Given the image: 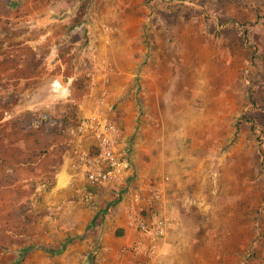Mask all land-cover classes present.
<instances>
[{"label": "rangeland", "instance_id": "obj_1", "mask_svg": "<svg viewBox=\"0 0 264 264\" xmlns=\"http://www.w3.org/2000/svg\"><path fill=\"white\" fill-rule=\"evenodd\" d=\"M58 1L73 30L68 51L52 55V40L35 54L14 47L15 28L34 21H13L6 14L28 15L42 1L0 0V82L1 75L11 78L14 72L39 75L37 108L71 109L70 137L91 146L95 135L76 132L84 112L100 101L107 120L122 130L128 114L132 131L125 142L131 144L133 176L127 186L96 189L91 202L83 198L88 185L80 186V177L63 195L51 197L55 175L43 174L50 163L39 168V188L28 187V150L6 149L0 156V264H86L93 252L96 264H127L111 257L110 249L101 251L104 242L116 244L121 230L131 234L125 218L132 199L149 204L153 186L141 189L145 174L133 156L139 152L149 162L160 153L152 144L171 145L182 177L171 201L182 230L160 264H264V0ZM60 60L63 69L44 65ZM113 67L123 74L113 73L106 82L104 74ZM56 75L73 82L70 101L51 98ZM113 83L121 85L119 92ZM23 103L0 93L6 129L0 144H27L28 114L3 117ZM87 229L90 235L60 254L26 251L37 245L58 250Z\"/></svg>", "mask_w": 264, "mask_h": 264}, {"label": "crops", "instance_id": "obj_2", "mask_svg": "<svg viewBox=\"0 0 264 264\" xmlns=\"http://www.w3.org/2000/svg\"><path fill=\"white\" fill-rule=\"evenodd\" d=\"M10 1V0H9ZM24 1V0H23ZM32 1V0H27ZM41 3H36L35 8L31 13L26 15L25 13L20 14H13L9 12V10H6V14L9 15L8 19H12L13 21H22L26 23H30L34 21L33 25H27L26 28L19 29L15 40L13 43L14 47L21 46L22 52L26 49H30L29 53L35 54L38 51L39 47H46L50 43L52 45V55H54L55 51L58 49L61 54L63 52H67L66 48L68 49L70 47V40L71 36L68 37V39L63 40V37H65L68 33V14H62L60 12V1L58 0H41ZM16 2V0H13V4ZM5 4L4 6H6ZM7 8V7H6ZM38 8V10H37ZM11 15V16H10ZM38 22L39 24H36ZM67 26V28H66ZM21 28V27H20ZM62 28H64L62 30ZM73 30V29H72ZM71 30V31H72ZM38 31L39 36H38ZM13 41V40H12ZM17 41V42H16ZM7 45V43H6ZM27 47V48H26ZM34 49V52H31V50ZM15 50V49H14ZM19 50V49H18ZM18 50H15L13 53H19ZM21 51V50H20ZM27 51V52H28ZM16 62L13 63L12 60V66L15 67ZM44 65H49L48 67H52V69H63L65 67V64L62 63L60 60L56 63V65L53 66L52 63L46 61ZM43 65V66H44ZM64 65V66H63ZM44 68V67H42ZM115 73V76H119L123 74L122 72ZM58 73V72H57ZM61 73V72H60ZM53 77L51 81V98L53 100H66L70 101L69 98L71 96V88H73V82H69V78L64 80V76H58ZM114 76V78H115ZM2 81L0 82L1 89L0 93L3 97V99H10L12 97L13 100H16L18 102H25L23 103V107L21 109L15 108L16 111L12 113V115H9L7 113L6 115L3 114V117H20L22 114H28L29 119H25V122L27 123L26 130L29 134L24 136V139L27 144H0V156H5V150L9 149H27L28 152L26 155H24V158L27 159L26 163L28 164L29 168V174H33V176L30 175V178L32 180L28 184V187H35L39 188V186H35L34 183L37 182L40 176V166L44 163L49 162V167L45 168V172L43 174H50L51 176H54L55 184L52 186L51 191L48 195L52 197V195H63L64 191L68 188V186L74 185L77 180H79L80 177V186L81 185H88L85 175L80 170V173H76L77 170L74 169L72 166L73 164V153H71V149L75 147H79L82 149L89 150L91 148V144L89 142H77L75 138L73 139L70 137V131H73V127L69 129V122L70 120L66 119V116L70 115L71 109L68 112V109L66 108L65 111L62 109H59L58 112L56 109V106H53L51 104H47L43 110L37 107H41L39 104L41 101L35 100V93H36V87L37 82L40 79V76L33 73L31 74H25L21 73L18 76L16 73H13V76L11 78H8L4 75H1ZM73 79V78H72ZM59 84V89L57 91H54L53 84L54 83ZM115 89H113L115 92H119L121 89V85L119 83H113ZM74 98H72V101ZM27 101V103H26ZM61 108V107H60ZM83 106L81 105V109ZM93 109L87 110L84 112V115H88L91 112H93ZM35 111V112H34ZM42 111V112H41ZM80 111V110H79ZM85 111V110H84ZM77 112V111H76ZM44 114V115H43ZM106 117V113L104 114ZM46 119L43 122V119ZM107 119V117H106ZM72 120V119H71ZM3 121V122H2ZM5 119L3 118L0 120V137L3 139L2 141L5 142L6 140V133L4 132L5 125H4ZM131 120L128 114H126L122 121L123 130L121 128V146L126 148L127 150H130L131 144L127 143V138L131 135ZM24 121H18V124H22ZM59 126V129L57 128ZM16 127V126H15ZM75 130V129H74ZM77 132V130H76ZM28 136V138H27ZM71 136L73 134L71 133ZM29 143V144H28ZM85 143V144H84ZM91 143V142H90ZM137 149H141V144H136ZM145 145V144H144ZM147 146V145H146ZM149 146V145H148ZM149 147H156L158 151V155L151 157L149 162L143 161V157L140 155V153H135L133 156L134 163L137 164V167L139 169V173L145 176L142 179H140V186L141 189H146L148 186H153L152 191L155 187H159L163 190L165 195V204L164 206L157 207V210H162L164 212H168L174 219L173 224L171 225L168 234L165 238L159 240L158 242V248L156 249L158 252V255L155 256V258L152 261V264H160L162 263V259H166L169 257L173 249L176 247V243L179 240V233H181V224H177L176 222V215L177 212L175 210L173 211V205L171 201H174L176 192L179 188L182 186V177L179 174V167L175 163V156L172 155L169 152V149L171 147L170 144H152ZM147 149V147H145ZM23 156V155H22ZM53 159V160H52ZM47 165V164H45ZM146 165V166H144ZM31 169V170H30ZM137 169V168H136ZM147 171V174L145 172ZM76 171V172H75ZM182 171V170H181ZM158 175L157 177L155 176ZM39 174V175H38ZM78 175V176H77ZM154 176V178H153ZM45 177V176H44ZM170 177L169 181H166L165 178ZM53 180V181H54ZM144 185H143V184ZM84 188V187H83ZM82 191V190H81ZM144 194V193H143ZM50 197V198H51ZM51 203V204H50ZM50 205H52V202H49ZM147 205V204H146ZM180 215V214H179ZM179 219L181 220V223H183V219L181 216H179ZM181 228V229H180ZM95 230V229H94ZM131 234L125 235V232L122 233L118 237L119 240H117L116 244H110L107 245V242H104V247L102 248L101 255L103 252H105L104 249H110L108 254L119 261H125L127 259V264L135 263L137 264L143 263L146 260L145 256H139L134 255L133 253H123V249L131 244H139L142 242L145 248L149 249L151 247V242L148 238L143 237L141 234L134 232V230H131ZM90 232V231H89ZM88 235H90L88 233ZM100 236V234H99ZM105 239H101V244ZM108 256V257H110ZM107 261V260H106ZM84 264V263H83ZM97 264H100L97 262ZM123 264V263H122Z\"/></svg>", "mask_w": 264, "mask_h": 264}, {"label": "built area", "instance_id": "obj_3", "mask_svg": "<svg viewBox=\"0 0 264 264\" xmlns=\"http://www.w3.org/2000/svg\"><path fill=\"white\" fill-rule=\"evenodd\" d=\"M105 73L106 82H110V76L117 73L113 67ZM54 91L59 89V84H53ZM102 104L98 101L93 112L84 115L78 125L77 131L82 135H95L98 153L90 155L89 150L76 148L73 150L72 166L81 170L85 175L88 185L95 188L87 189L84 194L86 202L96 198V189L126 184L133 176V164L128 150L121 146V129L116 122L109 121L105 117ZM166 181L170 177L165 178ZM127 186V184H126ZM139 196L132 199L126 212V225L148 238L151 242L149 249L145 248L142 242L131 244L123 249V253L145 256L146 260L140 264H152L153 259L158 255L157 248L159 240L165 238L173 224V217L162 210H157L155 205L165 200L161 188L155 187L152 191L149 204L142 207ZM141 206H140V205Z\"/></svg>", "mask_w": 264, "mask_h": 264}, {"label": "trees", "instance_id": "obj_4", "mask_svg": "<svg viewBox=\"0 0 264 264\" xmlns=\"http://www.w3.org/2000/svg\"><path fill=\"white\" fill-rule=\"evenodd\" d=\"M73 29V26H68V33H67V35L65 36V37H63V40H66V39H68V37L70 36V34H71V30ZM46 119L44 118L43 119V122L45 121ZM119 127H120V129H121V126L119 125ZM89 152H90V155H95V154H97L98 153V148H97V146L94 144V145H92L91 146V148L89 149ZM88 188L89 189H93V190H95V188H93L92 186H90V185H88ZM89 228V227H88ZM120 234H122L123 233V230H121L120 232H119ZM88 236V229L84 232V233H82V234H78V235H74V236H72V237H70L67 241H66V243L63 245V247L62 248H60V249H54V248H48V247H45V246H42V245H37V246H30V247H28L27 249H26V251H30V250H33V249H39V250H43V251H45V252H48V253H52V254H60V253H62L65 249H66V247L71 243V242H73L74 240H77V239H85L86 237ZM95 257H96V253H92L91 254V257H90V261L89 262H87L86 264H96L95 263Z\"/></svg>", "mask_w": 264, "mask_h": 264}]
</instances>
